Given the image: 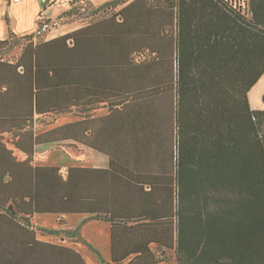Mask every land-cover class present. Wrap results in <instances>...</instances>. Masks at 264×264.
Masks as SVG:
<instances>
[{"label": "trees", "instance_id": "trees-1", "mask_svg": "<svg viewBox=\"0 0 264 264\" xmlns=\"http://www.w3.org/2000/svg\"><path fill=\"white\" fill-rule=\"evenodd\" d=\"M69 2L56 20L40 15L38 30L84 23L77 31L0 40V88L25 83L32 129L82 102L73 87L92 53L116 76L121 140L102 151L118 178L95 217L112 224L113 262L84 239L83 223L33 221L50 213L66 225L91 212L70 192L72 170L35 165L31 148L22 161L0 148V264H88L68 242L102 264H264V109L249 97L264 74V0ZM50 135L35 142L65 140V125Z\"/></svg>", "mask_w": 264, "mask_h": 264}, {"label": "crops", "instance_id": "crops-1", "mask_svg": "<svg viewBox=\"0 0 264 264\" xmlns=\"http://www.w3.org/2000/svg\"><path fill=\"white\" fill-rule=\"evenodd\" d=\"M31 1L16 0L11 4V9L20 15L21 23L18 24L20 34H17L20 37L25 36L27 33L30 34L26 31H37V26L34 27V22L28 19V11L21 8L22 6L27 7V5L33 7ZM71 1L76 3L85 0ZM90 1L94 4L92 0ZM34 6L37 7L35 8V14H39L41 10L36 1ZM71 7L70 3L69 9ZM74 24L77 25V28L66 34L75 32L85 26L84 23L78 21H74ZM47 39L53 38L47 37ZM70 44H72V41ZM92 44L98 50L100 46L98 41L96 44ZM100 58L98 51L92 53V61L84 62L81 80L77 81V84L73 87L74 94L82 98V102H79L81 105L73 106L72 110L62 114L55 123L50 125L35 121L32 129H29L28 90L25 83H20V80H18L17 84L2 86L0 88V148H2L3 153L5 148L12 151V155L16 156L18 161L25 160L28 148H31L34 149L33 163L35 165L61 167L66 172L72 170L73 181L70 184V192L73 193V197H79L83 194V203L86 205L84 208H91L85 211L90 210L91 212L66 215V225L58 223L57 214L50 213H38L34 216L33 221L38 225L54 229H74L83 223L82 236L84 239L101 253L106 262L111 263L114 255L112 224L103 218L95 217L100 214L99 209L108 201L110 202L112 195L115 194V182L118 178L115 173L110 174V171H108L110 169V158L102 150L112 148L115 150L117 141L121 140V132H117V114L119 112L117 106H113V108L110 106V101L117 105V79L114 76L111 81L110 78L102 74L103 64ZM19 70L23 71V68L20 67ZM5 79L7 78H0V85ZM7 88L9 89L5 92ZM251 105L258 108L255 106L258 104L253 105L251 102ZM119 109H122V106H119ZM36 117L37 115H34V120ZM64 125L65 140L35 142L36 136L50 133L52 137V131ZM10 162H13V160L10 159ZM112 183L113 185L110 186ZM109 189L112 190L109 191ZM38 238L49 242L53 241L49 238L44 239L42 235H38ZM127 238L131 237L128 235ZM66 244L80 252L88 264H102L101 256L91 250L88 245L79 242H68ZM119 244L121 243L118 241V246Z\"/></svg>", "mask_w": 264, "mask_h": 264}, {"label": "rangeland", "instance_id": "rangeland-1", "mask_svg": "<svg viewBox=\"0 0 264 264\" xmlns=\"http://www.w3.org/2000/svg\"><path fill=\"white\" fill-rule=\"evenodd\" d=\"M16 0H0V39L6 40L10 39L12 37L13 33L20 34V30L18 27V24L21 23L20 21V15L18 12H15L11 9V4H13ZM35 1L37 3V6L40 7L41 13L35 14V8H37L35 5ZM97 8L103 7L108 3L115 2L117 0H92ZM31 4L33 5H27L22 6V9H26L28 11V19L32 20L34 22V27H36V32L39 33L40 31H47V37L48 38H55L60 35L66 34L70 31H73L77 28V25L74 24V22L66 23L59 27H50L46 29L44 27L42 30H38V19L46 18L50 20H56L59 18V16L66 10L69 9L70 3L69 0H32ZM124 4L118 5V9L122 8ZM87 14V11L86 13ZM34 17V18H33ZM35 30V29H34ZM26 32H32V31H26ZM28 34V33H27ZM25 34V35H27ZM17 51V50H16ZM15 51V52H16ZM14 52V53H15ZM264 74L259 79V81L252 87L250 91V99L253 105L258 107L259 109H264V102H263V93H264ZM64 235H62L61 238H63ZM44 239H52L49 236H42ZM66 239L71 240L73 238L68 237L65 235ZM53 240V239H52ZM64 240V238H63Z\"/></svg>", "mask_w": 264, "mask_h": 264}]
</instances>
